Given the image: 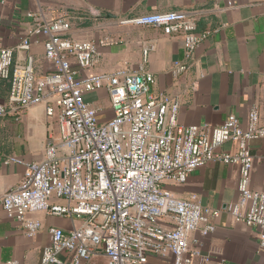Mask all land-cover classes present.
I'll list each match as a JSON object with an SVG mask.
<instances>
[{"label":"built area","instance_id":"built-area-1","mask_svg":"<svg viewBox=\"0 0 264 264\" xmlns=\"http://www.w3.org/2000/svg\"><path fill=\"white\" fill-rule=\"evenodd\" d=\"M27 17L34 26L16 49L29 51L31 38L44 37V59L53 71L37 79L31 56L14 63L13 49L0 47V78L9 83L0 118H18L20 112L42 105L46 116L57 115L59 138L47 142L40 161L5 159L6 165H22L24 173L3 193L0 207L27 238L42 229L41 221L32 218L36 213L70 221L67 231L50 228L51 242L42 248L39 264H95L96 259L103 264H227L222 258L213 260L203 246L222 211L203 206L196 195L180 199L166 188L167 183L183 185L210 162L237 167V199L223 211L234 223L254 228L258 247L264 249V191L250 186L254 157L248 145L264 139V120L256 107L250 108L244 125L228 115L218 127L179 126L178 104L151 94L154 78L142 66L135 72L91 73L103 41L66 37L69 24L63 17ZM196 23L183 11L118 20L119 26L181 36L185 60L208 38L207 32H197ZM149 49L143 50V61ZM185 70V62H177L172 74ZM99 90L106 91L113 114L103 123L85 99ZM226 143L235 151L218 152ZM260 162L264 168V153Z\"/></svg>","mask_w":264,"mask_h":264},{"label":"crops","instance_id":"crops-1","mask_svg":"<svg viewBox=\"0 0 264 264\" xmlns=\"http://www.w3.org/2000/svg\"><path fill=\"white\" fill-rule=\"evenodd\" d=\"M171 11L191 13L197 32L208 33V38L186 60L181 36H167L152 27L118 25L124 17ZM29 13L45 21L63 17L69 24L65 34L68 38L103 41L104 45L98 47L99 62L91 73L120 69L135 72L142 66L154 78L151 94L168 96L178 104L179 126L218 127L228 115H235L244 125L251 107H256L264 120V0H3L0 47L13 49L14 63H24L31 56L35 76L40 79L53 71L52 64L44 59V37L31 38L29 51L16 49L34 26V21L27 17ZM147 47L151 49L143 61ZM183 61L186 70L174 76L175 63ZM8 96L9 83L0 78V105L7 104ZM85 99L98 110L100 122L112 118L106 91L88 93ZM17 116L0 118V198L21 181L24 173L22 165H6L5 159L40 161L47 142H57L59 138L57 115L46 116L42 105ZM248 148L254 157L250 186L264 191V168L260 162L264 139L250 142ZM233 151L235 146L231 143L218 149ZM237 176L236 166L210 162L193 171L183 185L167 183L166 188L180 199L196 195L203 206L222 211L214 233L203 241L204 252L213 260L264 264V249L258 247L256 230L234 223L223 211L237 199ZM32 218L41 221L42 229L35 237L27 238L19 223L8 218L0 207V263L14 260L19 264H39L42 248L51 242L50 228H71L69 220L44 213H36ZM152 264L167 263L155 260Z\"/></svg>","mask_w":264,"mask_h":264},{"label":"rangeland","instance_id":"rangeland-1","mask_svg":"<svg viewBox=\"0 0 264 264\" xmlns=\"http://www.w3.org/2000/svg\"><path fill=\"white\" fill-rule=\"evenodd\" d=\"M94 263L95 264H103V261L102 260H99V259H96V260H94Z\"/></svg>","mask_w":264,"mask_h":264}]
</instances>
